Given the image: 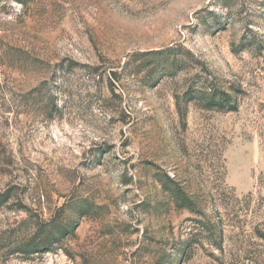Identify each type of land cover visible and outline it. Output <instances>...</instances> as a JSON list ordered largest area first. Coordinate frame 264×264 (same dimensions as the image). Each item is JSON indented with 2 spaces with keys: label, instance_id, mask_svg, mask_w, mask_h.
<instances>
[{
  "label": "rangeland",
  "instance_id": "obj_1",
  "mask_svg": "<svg viewBox=\"0 0 264 264\" xmlns=\"http://www.w3.org/2000/svg\"><path fill=\"white\" fill-rule=\"evenodd\" d=\"M0 195V264H264V0H0Z\"/></svg>",
  "mask_w": 264,
  "mask_h": 264
},
{
  "label": "trees",
  "instance_id": "obj_2",
  "mask_svg": "<svg viewBox=\"0 0 264 264\" xmlns=\"http://www.w3.org/2000/svg\"><path fill=\"white\" fill-rule=\"evenodd\" d=\"M165 53V52H162ZM161 57L166 60V55L164 54H158ZM177 58L174 57L172 62H176ZM193 99V97L189 98V100ZM188 100V101H189ZM206 104L208 107H218V108H225L227 106L228 109L234 110L237 109L236 102H233L229 94H223V95H218V94H213L206 98ZM179 110L181 111L182 114H185V107L184 106H179ZM177 205L180 208H186L188 209L191 213H196L197 210V203L196 201L192 198L191 195H189L186 191H181L178 190L177 192ZM2 196L0 195V203L2 202ZM200 222V221H199ZM55 232L49 229H40L38 231V235L36 236L38 241H29L25 242L22 244L21 248H19L21 252L24 253H34V252H39L47 248V246L52 245V243L55 241L54 239ZM220 237H222V231L220 233ZM264 238V234L262 235ZM222 244V243H221ZM217 244V248L221 249L222 245ZM48 246V247H49Z\"/></svg>",
  "mask_w": 264,
  "mask_h": 264
}]
</instances>
